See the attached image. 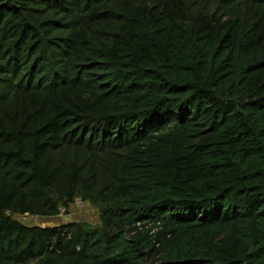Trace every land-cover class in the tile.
Wrapping results in <instances>:
<instances>
[{"label":"trees","instance_id":"1","mask_svg":"<svg viewBox=\"0 0 264 264\" xmlns=\"http://www.w3.org/2000/svg\"><path fill=\"white\" fill-rule=\"evenodd\" d=\"M0 264H264V0H0Z\"/></svg>","mask_w":264,"mask_h":264},{"label":"rangeland","instance_id":"2","mask_svg":"<svg viewBox=\"0 0 264 264\" xmlns=\"http://www.w3.org/2000/svg\"><path fill=\"white\" fill-rule=\"evenodd\" d=\"M11 216L23 223L27 224H40V225H52L59 222H66L70 220H82L91 224L99 222L98 208L90 202L76 198L67 209L63 207L60 212L55 216H41L29 213H13Z\"/></svg>","mask_w":264,"mask_h":264},{"label":"clouds","instance_id":"3","mask_svg":"<svg viewBox=\"0 0 264 264\" xmlns=\"http://www.w3.org/2000/svg\"><path fill=\"white\" fill-rule=\"evenodd\" d=\"M61 208H62V207H60V209H61ZM63 208H64V207H63ZM59 212H60V210H59ZM59 212H58V213H59ZM20 214H21V213H20Z\"/></svg>","mask_w":264,"mask_h":264}]
</instances>
